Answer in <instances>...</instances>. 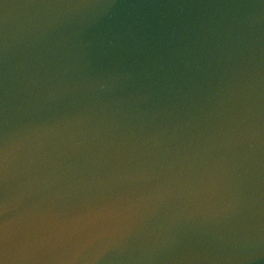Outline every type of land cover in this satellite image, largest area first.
I'll list each match as a JSON object with an SVG mask.
<instances>
[{
	"label": "water",
	"instance_id": "95a60500",
	"mask_svg": "<svg viewBox=\"0 0 264 264\" xmlns=\"http://www.w3.org/2000/svg\"><path fill=\"white\" fill-rule=\"evenodd\" d=\"M0 264H264V0H0Z\"/></svg>",
	"mask_w": 264,
	"mask_h": 264
}]
</instances>
